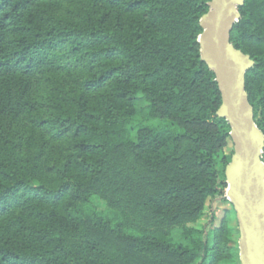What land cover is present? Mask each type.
Instances as JSON below:
<instances>
[{"label":"trees","instance_id":"trees-1","mask_svg":"<svg viewBox=\"0 0 264 264\" xmlns=\"http://www.w3.org/2000/svg\"><path fill=\"white\" fill-rule=\"evenodd\" d=\"M209 1L0 0V264H129L115 242L168 264L237 257L225 217L211 241L188 225L225 195L232 154L200 58ZM238 11L264 134V0Z\"/></svg>","mask_w":264,"mask_h":264},{"label":"water","instance_id":"water-1","mask_svg":"<svg viewBox=\"0 0 264 264\" xmlns=\"http://www.w3.org/2000/svg\"><path fill=\"white\" fill-rule=\"evenodd\" d=\"M244 0H210L199 20L200 58L212 70L220 92L215 115L230 128L232 154L225 166V195L236 216L240 264H264V134L257 127L245 90L249 55L230 42Z\"/></svg>","mask_w":264,"mask_h":264},{"label":"rangeland","instance_id":"rangeland-1","mask_svg":"<svg viewBox=\"0 0 264 264\" xmlns=\"http://www.w3.org/2000/svg\"><path fill=\"white\" fill-rule=\"evenodd\" d=\"M231 147V144L229 143ZM226 192V190H225ZM94 204L99 210H104L106 208V202L101 199H95ZM225 217L228 224L233 228L232 245L237 250V257L232 260H225L223 264H240L239 259V247H238V238H239V229L236 220L235 213L233 208L228 201L226 195L224 196H216L214 198H208L202 216L196 221V223L188 224L189 226L197 227L198 229L203 230V237H207L208 241H211V232L213 227L217 226L220 222V219ZM111 250L117 255L119 253L122 256L126 257V260L129 264H168L167 259H162L159 256H155L152 254L146 255H133L130 248L122 243L115 242ZM167 261V262H166Z\"/></svg>","mask_w":264,"mask_h":264}]
</instances>
